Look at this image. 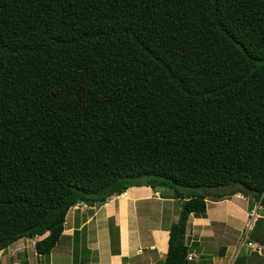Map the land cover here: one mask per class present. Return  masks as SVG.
Masks as SVG:
<instances>
[{"label":"trees","instance_id":"trees-1","mask_svg":"<svg viewBox=\"0 0 264 264\" xmlns=\"http://www.w3.org/2000/svg\"><path fill=\"white\" fill-rule=\"evenodd\" d=\"M142 185L179 201L162 264L209 195L264 209V0H0V251Z\"/></svg>","mask_w":264,"mask_h":264},{"label":"crops","instance_id":"crops-1","mask_svg":"<svg viewBox=\"0 0 264 264\" xmlns=\"http://www.w3.org/2000/svg\"><path fill=\"white\" fill-rule=\"evenodd\" d=\"M163 199L160 191L142 185L131 186L123 193L111 196L101 205L78 203L68 210L62 235L47 256L36 253V262V251L31 254L25 242L17 247L13 243L0 251V264H162L167 253L168 229L177 220L179 213V202L177 209H153ZM173 200L177 199L169 197L163 202ZM241 210L226 209V228L241 230L245 224L247 226L250 218L255 220L254 228H263L264 223L257 222L264 219V215L252 217L253 211L244 210L241 214ZM210 226L211 221L206 215L188 217L185 238L193 255L189 264H228L232 258L231 264L233 260H239V254L232 257V253L240 250V245L244 244L241 241L239 245L236 244L237 249L233 241L218 247L216 252L197 253L199 250L198 246L195 248V244L198 238L204 237V231H210L203 227ZM262 233V242H251L258 250L254 251L250 247L246 249L240 264H264ZM44 235L30 239L33 246ZM22 241L21 238L16 242ZM207 244L210 248L215 243L211 239Z\"/></svg>","mask_w":264,"mask_h":264},{"label":"rangeland","instance_id":"rangeland-1","mask_svg":"<svg viewBox=\"0 0 264 264\" xmlns=\"http://www.w3.org/2000/svg\"><path fill=\"white\" fill-rule=\"evenodd\" d=\"M171 189L167 188V187H162L160 188V196L162 198H169L170 194H171ZM210 194H212V192H210ZM163 199V200H164ZM160 202L159 204L153 206V209H177L178 207V200H173L172 202ZM139 203H143V202H139ZM167 205H169L167 207ZM206 205H207V209H206V217L209 218V220L211 221V226L210 227H203L204 230L209 229L210 231H204L203 232V236L201 239L198 238L196 244H195V248L198 246V250L197 253L198 254H202V253H212V252H216L218 247L220 246H226L229 242H233V244H238L240 243V241L244 240V244L240 245V250L238 252H236L237 254L232 253V257L236 256L239 254L238 258L239 260H233L231 264H240L243 260V253L246 251V249H254V251H256V249L251 246V245H247L246 243L249 242H253V241H257V242H262L263 238H261V233L263 234L262 236H264V224H263V228H259L256 226V228H254L255 226V220H253L252 218H250V220H247V226L244 227L240 230V228H235V230H232L231 228H226L225 227V215H226V209H242L241 210V214L242 211H246L252 209V210H256L257 207H259L257 205V202L249 201V198L244 197L243 195H241V193H236L233 194L227 198L224 199H220V198H212L210 195L209 197L206 199ZM252 210L250 212H252ZM259 215H264V209L259 208L257 210ZM253 213V212H252ZM253 220V221H252ZM264 223V219H259V221L257 222L259 223ZM242 224V221H241ZM241 227V226H240ZM250 227V228H249ZM261 232V233H260ZM213 237V238H212ZM211 239H213L214 241V245L212 247L209 248V245L207 244L208 241H210ZM22 242L18 243H14L13 246L17 247L19 244H22L23 242H25L28 245V251H31V254L34 253L35 249L34 246L32 244V242L30 241L29 238H22ZM238 245L236 246V249L238 248ZM202 259H204V257H202ZM34 260L36 262H38L37 260V254L35 252V257ZM232 260V258L229 260Z\"/></svg>","mask_w":264,"mask_h":264},{"label":"built area","instance_id":"built-area-1","mask_svg":"<svg viewBox=\"0 0 264 264\" xmlns=\"http://www.w3.org/2000/svg\"><path fill=\"white\" fill-rule=\"evenodd\" d=\"M253 215H255V213H253ZM242 243V242H241ZM248 245H251V246H254L252 243H248ZM255 249L258 250V248L254 247ZM188 258L189 259H192L193 258V255L191 253L188 254Z\"/></svg>","mask_w":264,"mask_h":264},{"label":"clouds","instance_id":"clouds-1","mask_svg":"<svg viewBox=\"0 0 264 264\" xmlns=\"http://www.w3.org/2000/svg\"><path fill=\"white\" fill-rule=\"evenodd\" d=\"M252 211H253V213H255V215H253V213H251L252 217L259 216V215H258V212H257V209H256V210H252ZM241 242H244V240H243V241L241 240ZM248 243H251V242H248ZM248 243H247V244H248ZM242 244H243V243H242Z\"/></svg>","mask_w":264,"mask_h":264},{"label":"water","instance_id":"water-1","mask_svg":"<svg viewBox=\"0 0 264 264\" xmlns=\"http://www.w3.org/2000/svg\"><path fill=\"white\" fill-rule=\"evenodd\" d=\"M37 258H38V255H37Z\"/></svg>","mask_w":264,"mask_h":264}]
</instances>
